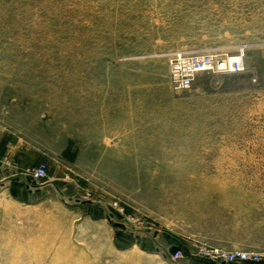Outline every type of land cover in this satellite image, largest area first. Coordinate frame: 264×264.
<instances>
[{
  "label": "rangeland",
  "instance_id": "374dc122",
  "mask_svg": "<svg viewBox=\"0 0 264 264\" xmlns=\"http://www.w3.org/2000/svg\"><path fill=\"white\" fill-rule=\"evenodd\" d=\"M240 48L244 72L172 86L174 52ZM7 146H28V196L0 192V264L263 253L264 0H0Z\"/></svg>",
  "mask_w": 264,
  "mask_h": 264
},
{
  "label": "built area",
  "instance_id": "2783aa9c",
  "mask_svg": "<svg viewBox=\"0 0 264 264\" xmlns=\"http://www.w3.org/2000/svg\"><path fill=\"white\" fill-rule=\"evenodd\" d=\"M246 51L244 48L235 54L221 50H189L174 52L168 59L171 84L174 88H187L193 84L195 77L202 72L240 73L246 70ZM32 182L39 185L49 176L48 164L41 162L25 169ZM219 254L230 262L242 263L246 260L257 262L264 260V252H247L231 250Z\"/></svg>",
  "mask_w": 264,
  "mask_h": 264
},
{
  "label": "crops",
  "instance_id": "0c3cea01",
  "mask_svg": "<svg viewBox=\"0 0 264 264\" xmlns=\"http://www.w3.org/2000/svg\"><path fill=\"white\" fill-rule=\"evenodd\" d=\"M26 166L28 146H7L6 153L0 155V192L4 190L15 196L19 190L28 196V177L22 172Z\"/></svg>",
  "mask_w": 264,
  "mask_h": 264
},
{
  "label": "water",
  "instance_id": "95a60500",
  "mask_svg": "<svg viewBox=\"0 0 264 264\" xmlns=\"http://www.w3.org/2000/svg\"><path fill=\"white\" fill-rule=\"evenodd\" d=\"M114 224L115 225H119V226H122V225H124L122 222H118V221H115L114 222ZM178 246H173L172 248H171V253H176L177 251H178ZM235 264H239L238 262H236Z\"/></svg>",
  "mask_w": 264,
  "mask_h": 264
},
{
  "label": "trees",
  "instance_id": "16d2710c",
  "mask_svg": "<svg viewBox=\"0 0 264 264\" xmlns=\"http://www.w3.org/2000/svg\"><path fill=\"white\" fill-rule=\"evenodd\" d=\"M66 156H68V155H67V153H66ZM70 158H73V156H72V157H70Z\"/></svg>",
  "mask_w": 264,
  "mask_h": 264
}]
</instances>
